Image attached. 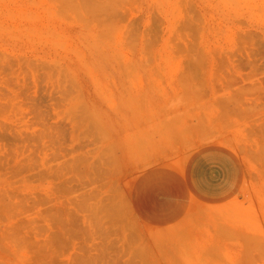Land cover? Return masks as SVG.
Instances as JSON below:
<instances>
[{
  "label": "rangeland",
  "instance_id": "1",
  "mask_svg": "<svg viewBox=\"0 0 264 264\" xmlns=\"http://www.w3.org/2000/svg\"><path fill=\"white\" fill-rule=\"evenodd\" d=\"M211 146L236 195L143 222ZM0 264H264V0H0Z\"/></svg>",
  "mask_w": 264,
  "mask_h": 264
},
{
  "label": "crops",
  "instance_id": "2",
  "mask_svg": "<svg viewBox=\"0 0 264 264\" xmlns=\"http://www.w3.org/2000/svg\"><path fill=\"white\" fill-rule=\"evenodd\" d=\"M242 182V164L222 147L195 150L177 170L156 166L140 173L131 189V204L145 223L166 226L177 222L194 203L216 205L231 199Z\"/></svg>",
  "mask_w": 264,
  "mask_h": 264
},
{
  "label": "bare ground",
  "instance_id": "3",
  "mask_svg": "<svg viewBox=\"0 0 264 264\" xmlns=\"http://www.w3.org/2000/svg\"><path fill=\"white\" fill-rule=\"evenodd\" d=\"M158 237V236H157Z\"/></svg>",
  "mask_w": 264,
  "mask_h": 264
}]
</instances>
